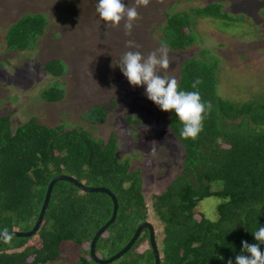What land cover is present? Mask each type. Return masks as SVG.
Wrapping results in <instances>:
<instances>
[{"label":"trees","instance_id":"16d2710c","mask_svg":"<svg viewBox=\"0 0 264 264\" xmlns=\"http://www.w3.org/2000/svg\"><path fill=\"white\" fill-rule=\"evenodd\" d=\"M194 1L175 0L165 8L166 20L159 27L160 43L176 53L191 51L182 63L179 90L199 91L202 101L212 103L195 140L179 138L183 126L174 111L168 112V129L184 152L174 180L151 198L149 206L140 170L132 169L129 159L119 158L115 132L105 141L81 126L48 125L37 117L13 131L11 114H0V234L31 230L50 182L64 174L86 186L107 187L117 196V217L96 245L100 258L123 249L138 226L152 222L151 218L162 224L161 236L156 235L161 264H227L229 259L235 264L242 241L258 243L253 232L264 227V91L254 99L223 96L221 59L201 46L194 28L195 16L223 20L227 28L232 22L251 19L244 12H231L226 0L181 8L182 3ZM48 23L44 13L21 17L12 25L14 30H8L14 38L9 50L34 49ZM44 67L57 77L68 71V64L60 58ZM197 78L202 83L193 89ZM58 81L44 89L46 101L58 103L65 98V83ZM116 107V99L98 103L82 117L101 124ZM124 121L134 135L145 117L128 114ZM209 198L215 200L214 218L199 212L201 202ZM112 213L108 194L84 192L68 181L58 182L37 233L0 240V264H61L67 242L78 246V264H89L93 260L91 242ZM141 245H146L144 264H155L147 228L126 254L138 252ZM260 248L264 252V245Z\"/></svg>","mask_w":264,"mask_h":264},{"label":"rangeland","instance_id":"374dc122","mask_svg":"<svg viewBox=\"0 0 264 264\" xmlns=\"http://www.w3.org/2000/svg\"><path fill=\"white\" fill-rule=\"evenodd\" d=\"M174 1L150 0L147 7H139V19L131 34L126 35L124 21L118 28L106 27L95 10L97 0H0V114H11L13 131L37 117L48 125L65 122L81 126L105 141L115 132L119 158L129 159L132 169L140 170L150 206L151 198L161 194L180 172L184 152L168 129L169 111L147 98L146 86H132L117 63L129 50L140 51L146 57L161 46L159 27L166 20L165 8ZM212 1L218 0L184 2L181 8L188 10ZM226 1L231 12H244L251 20L232 22L227 28L223 20L195 16L194 28L201 46L215 51L221 59L222 95L254 99L264 91V12H260L264 0ZM123 2L129 7L134 5V0ZM31 13H44L49 18L45 32L34 49L9 50L14 38L8 30H14L12 25ZM129 40L140 47L129 48ZM190 53L169 49V67L158 69V74L179 80L182 63ZM57 58L68 64L67 73L60 77L49 74L44 67ZM58 80L65 83V98L58 103L46 101L44 89L57 85ZM113 99L117 107L107 121L91 124L82 117L90 107ZM136 113L143 115L145 122L133 135L124 116ZM213 201L203 200L199 212L214 218ZM151 219L160 235L162 224ZM145 247L141 245L138 252L123 255L114 264H144ZM79 256L78 246L67 242L59 262L78 264ZM89 264L98 263L92 260Z\"/></svg>","mask_w":264,"mask_h":264},{"label":"clouds","instance_id":"9594fccd","mask_svg":"<svg viewBox=\"0 0 264 264\" xmlns=\"http://www.w3.org/2000/svg\"><path fill=\"white\" fill-rule=\"evenodd\" d=\"M149 3L150 0H134V5L129 7L123 0H97L95 10L106 27L118 28L121 21H124L125 34L130 35L135 21L139 19L138 8L147 7ZM127 46L140 47L131 40L127 41ZM117 64L132 86H146L147 98L161 110L174 111L183 126L179 133L180 139L195 140L198 137L203 131L205 114L211 112L212 103L202 101L199 91L179 90L175 77L158 74V69L167 70L170 64L167 44L162 42L159 48L146 57L140 51L129 50L122 54ZM200 83L202 81L197 78L192 83V88H197ZM152 152H155V147ZM253 234L258 243L242 241L243 248L241 254L236 255L235 264H264V252L260 248V245H264V227H260ZM227 264H233V260L229 259Z\"/></svg>","mask_w":264,"mask_h":264},{"label":"water","instance_id":"95a60500","mask_svg":"<svg viewBox=\"0 0 264 264\" xmlns=\"http://www.w3.org/2000/svg\"><path fill=\"white\" fill-rule=\"evenodd\" d=\"M61 181H68V182L74 184L77 188H79L80 190H82L84 192H91V193L102 192V193L108 194L112 198V201H113L112 217L102 228H100L98 230V232L95 234V236L91 242V245H90V254H91L93 261L97 262L98 264H110V263L120 259L123 255H125L132 248L134 243L139 239L142 231L147 228L150 231V241H151L152 250H153L154 256H155V264H161V256H160L157 238H156L157 232H156L154 224L152 222H149V221L143 222L138 226L134 236L132 237V239L128 242V244L123 249H121L119 252H117L116 254L112 255L109 258H106V259L100 258L96 252V245H97L99 238L102 236L103 233L106 232L108 227L115 221V219L117 217L118 210H119V202H118L117 196L107 187H104V186H97V187L86 186L85 184L80 182L75 177L64 175V174L53 178V180L50 182L48 189H47V192H46L44 203L42 205L40 215H39L34 227L29 231H10V232L2 233V234H0V240L5 239V238H10V237H31V236L35 235L37 233V231L40 229L41 224L43 222V219L45 217L46 211L48 209V206H49V203L51 200V195H52L54 186L56 183L61 182Z\"/></svg>","mask_w":264,"mask_h":264}]
</instances>
